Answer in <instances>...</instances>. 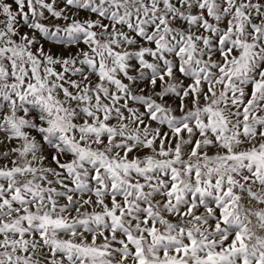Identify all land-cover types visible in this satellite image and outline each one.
<instances>
[{"label":"snow or ice","instance_id":"snow-or-ice-1","mask_svg":"<svg viewBox=\"0 0 264 264\" xmlns=\"http://www.w3.org/2000/svg\"><path fill=\"white\" fill-rule=\"evenodd\" d=\"M0 264H264V0H0Z\"/></svg>","mask_w":264,"mask_h":264}]
</instances>
